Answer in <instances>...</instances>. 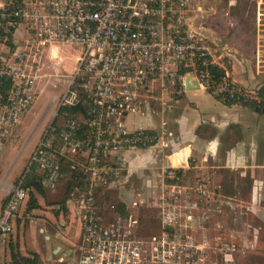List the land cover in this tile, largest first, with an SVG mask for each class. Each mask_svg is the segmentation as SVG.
<instances>
[{"label":"built area","instance_id":"1","mask_svg":"<svg viewBox=\"0 0 264 264\" xmlns=\"http://www.w3.org/2000/svg\"><path fill=\"white\" fill-rule=\"evenodd\" d=\"M189 1L0 0V154L38 93L44 50L57 43L81 46L65 89L49 102H56L55 122L42 133L23 173L7 184L0 243L12 233L30 189L23 178L33 168L43 187L68 185L80 221L74 264H210L209 244L205 237L198 240L195 220L202 201L212 205V193L201 182L187 183L180 168L166 164L158 173L159 230L148 239L137 233L139 217L125 200L127 213L115 211L114 204L111 218L101 201L104 190L129 180L124 152L153 147L157 140L151 128L127 126L130 114L151 108L157 85L177 92L190 75L225 102L262 99L259 88L239 84L219 65L192 24ZM214 65L223 69L218 76ZM136 194L134 203H143Z\"/></svg>","mask_w":264,"mask_h":264},{"label":"crops","instance_id":"2","mask_svg":"<svg viewBox=\"0 0 264 264\" xmlns=\"http://www.w3.org/2000/svg\"><path fill=\"white\" fill-rule=\"evenodd\" d=\"M198 27L203 33L202 25ZM20 32L16 31V39ZM218 61L239 84H254L253 71L235 55L229 61ZM155 95L144 115L128 116L129 129L148 127L157 136L153 147L124 152L131 172L149 169L157 182L161 167L168 164L180 168L187 183L205 184L212 193V205L201 206L195 227L198 240L205 237L209 244V263L236 264L240 257L244 264H264V111L225 102L191 82L177 92L157 85ZM142 119L148 124H141ZM29 138L0 180V211L6 197L4 184Z\"/></svg>","mask_w":264,"mask_h":264},{"label":"rangeland","instance_id":"3","mask_svg":"<svg viewBox=\"0 0 264 264\" xmlns=\"http://www.w3.org/2000/svg\"><path fill=\"white\" fill-rule=\"evenodd\" d=\"M189 8L193 26L199 29L202 25L201 30L214 55L224 62L235 55L245 68L253 71L254 84L248 87H261L264 84V0H190ZM80 51L79 45L57 43L53 51L47 49L40 56L36 79V88L40 92L9 136L5 146H10H4L2 150L4 162L0 165V180L21 146L30 138L4 186L23 173L42 133L49 122L56 120V102H49L53 95H59L65 89L76 66L74 58ZM140 123L148 124L143 119ZM151 175L146 168L133 172L121 187L104 190L101 196L102 207L106 208L110 218L113 205L125 200L128 210L139 217L137 233L147 239L159 230L158 208L154 202L157 182ZM43 188V194L33 191L38 205L32 209H27L29 193L24 197L7 243H0V264L10 261L11 248L22 255L36 253L38 264L75 263L80 221L74 200H68V185L60 183L54 189ZM136 191H140L143 203H134L138 197ZM2 193L0 191V199ZM205 205L209 204L202 201L201 206ZM56 246L60 248L54 251ZM235 262L244 264L240 257Z\"/></svg>","mask_w":264,"mask_h":264},{"label":"trees","instance_id":"4","mask_svg":"<svg viewBox=\"0 0 264 264\" xmlns=\"http://www.w3.org/2000/svg\"><path fill=\"white\" fill-rule=\"evenodd\" d=\"M211 70H212V73L215 74V76H218L223 72V69L216 65L211 66ZM259 92L262 97L261 101L248 103L245 105L251 106L256 111H264V84L261 87H259ZM63 108L67 109L69 112L73 111V109L66 108V107H62L61 110ZM54 122L55 120L53 121V123ZM23 185L30 187L27 209H32L38 205L37 199L34 195L33 190L41 194L44 193L43 185L39 182V174L33 168H31L28 172H26L23 178ZM4 202H5V199L3 200V203ZM114 209L120 214L127 213L125 204L122 201H119L118 203H116L114 205ZM8 264H38L37 254L34 253V255H31V256L22 255L19 251H15L11 248V259Z\"/></svg>","mask_w":264,"mask_h":264},{"label":"water","instance_id":"5","mask_svg":"<svg viewBox=\"0 0 264 264\" xmlns=\"http://www.w3.org/2000/svg\"><path fill=\"white\" fill-rule=\"evenodd\" d=\"M190 81H193L192 84L195 85L196 87L198 86L197 80L194 79L192 76L188 75L184 78V84L186 87H188V85L190 84Z\"/></svg>","mask_w":264,"mask_h":264}]
</instances>
